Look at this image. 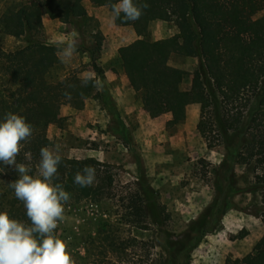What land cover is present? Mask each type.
<instances>
[{
    "label": "rangeland",
    "instance_id": "374dc122",
    "mask_svg": "<svg viewBox=\"0 0 264 264\" xmlns=\"http://www.w3.org/2000/svg\"><path fill=\"white\" fill-rule=\"evenodd\" d=\"M18 1L0 0V14L9 3ZM82 2L93 12L102 10L107 16L105 27H112L109 6L99 0ZM89 10L83 33L75 32L76 53L67 64L60 62L51 69V79L76 73L75 65L90 61L99 72L110 63L127 77V62L152 60L146 47L130 51L137 38L153 41L175 36L169 62L179 68L182 88L191 87L201 56L187 53L176 18L147 20L141 33L132 21L120 19L118 39L110 41ZM41 13L43 26L35 33L39 39L57 47L60 37L73 33L69 22L58 18V24L52 23L57 17L45 1ZM210 19V15L201 17L198 26L203 33ZM253 19L264 21V10L253 14ZM27 40V35L5 34L0 25V48L15 50L26 46ZM107 51L112 55H106ZM86 55V60L80 58ZM1 75L0 71V89ZM128 79L130 97L124 104L103 95L102 87H93L85 97L89 103L83 98L76 103L62 101L48 129V147L59 146L60 155L95 157L117 165L108 168L114 173L112 196L73 202L58 224L56 231L67 242L75 264H225L229 258L241 260L264 235V219L255 214L264 207L261 169L255 161H242L233 144H209L199 129L200 103H179L184 111L180 114L157 109L147 102L146 89L132 86ZM138 190L146 199L141 203L143 209L129 200ZM109 233L121 249L106 242Z\"/></svg>",
    "mask_w": 264,
    "mask_h": 264
},
{
    "label": "trees",
    "instance_id": "16d2710c",
    "mask_svg": "<svg viewBox=\"0 0 264 264\" xmlns=\"http://www.w3.org/2000/svg\"><path fill=\"white\" fill-rule=\"evenodd\" d=\"M45 1L53 17L73 24L83 33L88 9L82 0H19L9 3L0 14V25L5 34L19 38L28 36V44L15 50L0 48V71L3 88L0 89V119L8 112L23 115L33 126V135L22 142L17 163H25L34 175L40 160V149L51 144L48 129L60 113V103H76L87 97L93 89L91 83L81 87L78 74L61 79L49 77L51 69L60 63L57 47L39 39L35 33L43 26L41 3ZM102 5L119 0H99ZM149 7L142 16L132 21L141 33L144 23L151 19H173L184 33V45L189 55L201 56V64L189 89L180 83L181 72L169 60L177 43L175 36L149 41L137 38L130 51L135 53L146 47L152 60L133 61L124 66L130 84L146 89V100L157 109L183 113L178 104L191 100L201 105L199 129L209 144L221 141L235 145L237 156L244 162L255 161L264 181V21H255L253 14L264 10V0H138ZM210 15L208 29L199 28L202 16ZM123 19V15L121 18ZM10 76V77H9ZM65 92L71 94L68 98ZM31 153V160L25 157ZM56 183L63 184L70 193L65 210L82 198L101 200L111 197L116 167L95 157L70 158L62 156ZM85 165L96 169L92 186L81 187L74 183L78 170ZM107 168V169H106ZM104 173V175H103ZM18 178L12 167L0 163V211H8L12 218L30 224L23 202L15 197L8 184ZM137 209H143V194L138 190L129 199ZM142 203V204H141ZM255 214L264 219V207ZM106 242L115 245L111 234ZM225 264H264V235L254 250L241 260L227 259Z\"/></svg>",
    "mask_w": 264,
    "mask_h": 264
},
{
    "label": "clouds",
    "instance_id": "9594fccd",
    "mask_svg": "<svg viewBox=\"0 0 264 264\" xmlns=\"http://www.w3.org/2000/svg\"><path fill=\"white\" fill-rule=\"evenodd\" d=\"M149 7L138 0H119L111 5L112 19L136 21L143 10ZM77 33L71 38L60 37L57 41L56 56L63 64H67L77 50ZM81 87L89 83L100 88L101 82L93 73H84L80 77ZM70 98L71 94L65 92ZM33 135V126L23 115L8 112L0 119V163L12 167L18 178L9 182L17 200L23 202L29 223L12 218L8 211H0V264H75L68 250L67 242L56 231L58 224L65 220V205L70 200L61 183L54 178L58 174V166L62 161L59 146L55 149L48 146L40 149V160L34 175L29 174L31 168L25 163H17L22 142ZM31 160V153H25ZM96 180V169L85 165L78 170L74 183L81 187H89Z\"/></svg>",
    "mask_w": 264,
    "mask_h": 264
},
{
    "label": "crops",
    "instance_id": "0c3cea01",
    "mask_svg": "<svg viewBox=\"0 0 264 264\" xmlns=\"http://www.w3.org/2000/svg\"><path fill=\"white\" fill-rule=\"evenodd\" d=\"M89 12L91 14L95 13V19L98 22L102 23L101 24L102 26L100 28L103 30L104 36L107 39H109L110 41H116L118 39V36H119V30H116V29H117V25L120 24L121 20L120 19L119 20L116 19L114 21L111 20L112 27L107 28V27H105L107 24L106 23L107 22V16L102 13V10L96 9L95 12H93L92 10H89ZM57 19L58 18L51 19L52 23H57L55 21ZM66 26L67 25L63 26L62 28H66ZM69 28H74L72 32H76V31L79 32V30L71 23H69ZM65 34H68V33L66 32ZM68 36L69 37H67V38H71V34H68ZM106 55L111 56L112 54H111V52L107 51ZM87 57H88V55H86V57L80 56V58H84V59ZM75 66H77L75 68H77L76 73L79 76H82V74H84L86 72L93 73L95 79H97L101 82V85H102L101 87L104 90L103 95L107 96L108 98H110V97L114 98L115 101H117L118 103L124 104L125 101L127 100V98L130 97V94L127 93L130 90L128 87V83H127L128 82L127 81L128 76L126 77V75L124 74V72L121 69H114V68H112L111 64L108 63L107 65H103V69L101 70V72H99V70L97 69L98 67H96L94 65L93 61H90L89 64H87V65L85 62L83 64L79 63ZM101 87H100V89H101ZM83 100H85L86 102L89 103V100H87L86 98H83Z\"/></svg>",
    "mask_w": 264,
    "mask_h": 264
}]
</instances>
